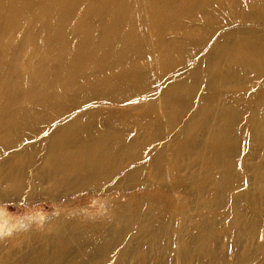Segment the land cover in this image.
Listing matches in <instances>:
<instances>
[{"label": "rangeland", "instance_id": "374dc122", "mask_svg": "<svg viewBox=\"0 0 264 264\" xmlns=\"http://www.w3.org/2000/svg\"><path fill=\"white\" fill-rule=\"evenodd\" d=\"M152 1L132 2L139 6V14L129 18L132 35L139 41H134L128 55L139 62L149 58L154 64L146 72L140 71L139 80L107 88L103 95L110 100L106 101L93 98V90L76 92L16 133H0V264L20 259L29 264L33 257L59 264L61 256L65 262L60 264H264V210L252 214L246 201L251 165L262 161L258 157L264 153V144L255 138L257 130L264 128V69L255 78L256 74L247 71L248 76L245 69L237 67L232 73V66L217 65L221 46L255 25L235 19L236 12L243 13L245 7H232V0H227L215 14L217 21L198 22L186 37L189 27L184 21L174 27L164 25L160 18L166 8L150 12ZM230 29L241 30L240 35H228ZM215 31L219 36L208 43L216 45L210 46L211 57H207L200 51L206 36ZM174 40L186 46L184 49L192 45L199 55L182 49L165 58V46ZM198 57L206 59L205 66H196ZM224 72L231 75L229 80ZM6 98L4 93L0 100ZM85 100L90 103L80 107ZM77 106L80 108L67 113ZM64 123L69 127L77 124L81 133L89 130L129 140V147L114 160L101 163L49 160L57 143L53 131L66 126ZM216 128L219 130H212ZM213 138H220L219 144L208 147ZM236 211L241 212L237 223Z\"/></svg>", "mask_w": 264, "mask_h": 264}, {"label": "bare ground", "instance_id": "6f19581e", "mask_svg": "<svg viewBox=\"0 0 264 264\" xmlns=\"http://www.w3.org/2000/svg\"><path fill=\"white\" fill-rule=\"evenodd\" d=\"M226 1L227 0H154V1H152L153 7L150 10V12L157 11V9L160 7H165L166 9L162 12L161 18H160V19H163L164 25H169V26L174 27V26L178 25L180 22L184 21V24L186 25V27H189L188 30H185L184 34L186 35V37H188V36L190 37V35L192 33L190 27L198 24V22L203 21L204 23L205 22L207 23V22L215 21V19L217 21L215 14L218 10L223 9L224 3ZM132 2L137 3V0H14V1L13 0H0V89H1L0 90V98L4 95V93H5V96L7 97L3 101L0 100V103H3L2 109L0 110V133L3 136L7 135V134H12L13 132L16 133L15 131L19 127H23L25 124L33 121L35 118H38L45 109L51 108L52 105L54 107L55 104H58L59 102L61 105L62 102L67 101L70 97H72V95L74 96V94L76 92H87V91L93 90L92 92L95 93V97H93V98H96L97 100H101V101L110 100V97L103 95L104 93L108 92V90H106L107 88H109V87L115 88L117 86L121 87V85L123 86L124 84H128L130 82H134L136 80H139L140 71H145V70H147L148 67H150L151 65H154L152 63L153 60H151L149 58H148V60H146V58L144 57L142 62H139V61L131 58V55H128L129 50L135 46L133 44L134 41H135V43H137L139 41L138 38L135 37V35H134V37L132 35V28L130 27V26H132V24L129 25L130 24L129 18L132 15H133V18H135V16L137 14H139L138 13L139 6L136 4H133ZM231 3H232V7H234L233 5H235L236 7H238V6H243L242 8L245 7V10H243L244 12L242 11L243 13L236 12V14L233 16L235 19H238L240 21H245V22L250 21L251 23H254L255 26L252 29L249 28V29L242 31V32H244L242 34V36H239L240 35L239 32L241 31L240 30L241 27H239L240 31H238V32L236 30L238 27L237 28L235 27L236 31L230 29L231 31L228 32V35L234 34V35H237L239 37L235 40H232V43H230V41H231L230 40L229 43H226V46H223V48L221 46V49H223V50H221V49L219 50V53H218L219 56L217 57V63H218L217 65H219V66L225 65L227 67V69H230L229 67L232 66V73L234 71H237L238 70L237 67H239L241 69H245V73H247V71L253 72L254 75L256 74L255 78H259L261 75V72H263V69H264V0H247V1L241 0V2H239V0H232ZM226 4H227V2H226ZM248 9H250V10L248 11ZM147 11H148V9H147ZM246 11H248V12H246ZM239 12H241V11H239ZM146 14H147V12H146ZM131 19H132V17H131ZM168 22H169V24H167ZM220 22H221V20L218 21L219 24H220ZM198 25H196V27H198ZM220 25L222 27V24H220ZM200 26L202 27V25H200ZM201 27H200V29H201ZM222 29H224V28H222ZM242 29H244V28H242ZM173 31H179V30L177 28H173ZM220 32L221 31H219V34H220ZM199 33L202 34V33H204V31L203 32L199 31ZM217 33L218 32L215 31L213 34L206 36V42H205L204 46L202 47V51H200V52H203L204 55L206 53L207 57H211L210 51H209L211 49L210 46L216 45L215 43L213 45H208V43L211 42V40H213L214 36L216 38ZM201 34H200V36H201ZM153 35H155V34H153ZM195 35H196V32H195ZM173 36L174 35H172V37ZM217 36H219V35H217ZM222 36H223V34H222ZM191 37H193V36H191ZM231 38L233 39L234 36ZM185 40H187V39H185ZM219 41L224 42L222 40H219ZM219 41H217L216 43H218ZM154 42H155V40H154ZM164 42H166V41L164 40ZM214 42H215V40H214ZM221 42H220V44L219 43L218 44L219 45L225 44V43H221ZM191 43H193V42H191ZM212 43H213V41H212ZM130 44H133V46L130 47L129 46ZM195 45H197V44H195ZM165 47H167L166 48L167 52L164 53L165 58L168 57L169 53H172L173 51L177 52L178 50H182V49L187 50V52L190 51V53L196 52V51L193 52L194 49H193L192 45H191V47H188V49H184L186 46L184 47L182 45V43L179 42V40L171 41L168 44V46H165ZM161 48H162V46H161ZM144 50H145V48H144ZM180 52H182V51H180ZM156 53H158V51ZM199 53L196 52L195 56L199 55ZM132 56H134V55H132ZM191 56H192V54H191ZM213 56L214 55H212V57ZM194 57H192V58H194ZM200 57H202V56H200ZM198 59H199V57L197 58V62H195V64H197L196 66H200V67L205 66L204 64H202V62H204L206 59L205 58H200L199 60ZM165 61H167V60H165ZM157 63H160V62H157ZM161 63H163V61ZM209 63H210V61H209ZM159 66H160V64H159ZM184 66H186V65H184ZM193 66H194V64H193ZM242 66H243V68H242ZM182 68H185V67H182ZM207 68H208V66H207ZM187 69H189V68L187 67ZM190 69H192V67ZM221 69H222V67H221ZM194 71H195V69H194ZM159 72H161V71H159ZM172 73H174V72H172ZM224 73H226V72H224ZM169 74H171V73H169ZM184 74H186V71ZM196 74L197 73L195 72L194 76H196ZM227 74L228 73H226L225 75H226V78L229 80V77H231V75L228 76L229 74L228 75ZM234 74H236V73H234ZM241 74H244V72H242ZM152 75H153V73H152ZM248 76H249V74H248ZM175 77H176V75H175ZM153 79H154V77H153ZM178 79H179V77H178ZM222 81H224V80H222ZM223 84H225V83H223ZM232 84H230V85H232ZM154 87H156V86H154ZM185 87H187V86H185ZM164 88H165V86H164ZM21 89H23L24 91L20 92ZM178 89L180 90V87ZM100 90H102V91H100ZM10 92H12V93H10ZM9 93H10V95H9ZM171 93H172V91H171ZM173 94L177 95V92L173 93ZM87 98H89V97H87ZM118 101H120V100H118ZM120 102H122V101H120ZM87 103H90V102L85 100L79 106L81 107ZM194 103H196V102H194ZM226 105H228V104L226 103ZM79 106H77L73 109L71 108V110L68 111L67 113L70 114V113L74 112V110L76 108H78ZM253 110H255V109L253 108ZM218 112H219V110H218ZM131 113L133 114V111ZM244 113H246V112H244ZM68 116L69 115H66V117H68ZM251 116H252V114L250 115V117ZM257 117L258 116H256V118ZM54 118L56 119V117H54ZM247 120H249V119H247ZM250 120H252V119H250ZM259 120H257V122H259ZM184 121H186V120H184ZM65 122H66V120H65ZM189 122H191V121H189ZM238 122H239V120H238ZM183 124H184V122H183ZM187 124H189V123H187ZM94 125H95V123H94ZM221 125H223V123ZM181 126H182V124H181ZM214 126L215 125H212L210 127H214ZM217 126H218V123H217ZM256 126H257V124H256ZM76 127H77V124H72V125H70V127L66 125V126H63L59 129H56V130L53 129L54 131L52 130L53 131L52 138H56L55 140L57 141V143L55 144L56 148H54V147L52 148V153L50 155L49 160H55L57 162L63 161V160H68V161H74L75 160V161H78L81 163H86V162L87 163H90V162L101 163L102 161L107 162V161L114 160L116 158V155L120 151L125 149L129 145V142H130L129 140L122 139V138L113 139L108 134H105V133L89 132V130H86L85 132L81 133V132H79L80 130H77ZM204 127H207V124L204 125ZM68 128H70V131H72V132L69 131L70 133H66V130ZM185 128H187V127H185ZM256 128H258V127H256ZM176 129L178 130V128H176ZM220 129H222V128H220ZM244 129H245V127H244ZM212 130L215 131V130H219V129L216 128V129H212ZM49 131H48V133H49ZM257 133L258 134L254 133L255 138L257 137V139L260 140L262 142V144H264V128L262 130H257ZM136 134H135V138H136ZM240 134H242V133H240ZM14 139L15 138H13V140ZM19 140H21V138ZM219 140H220V138L217 140H215L214 138L211 139L210 142L207 143L208 147H210L211 145L213 146V145L219 144ZM7 141H9V139ZM241 142H243V141H241ZM15 143H16V141H15ZM19 144L16 145V147H18ZM233 146H235V145H233ZM13 147L11 148V150L14 149ZM62 147H63V149H60ZM64 147H66V149H64ZM235 147H233V148H235ZM251 147H250V149H251ZM257 147H258V145H257ZM253 149L254 148H252V150ZM238 152H239V148H238ZM249 155H250V153H249ZM258 158H263V160L260 162L256 161L257 162V163L255 162L256 164L254 163L253 166L251 165L250 171H252V181H248V184L250 185V189L248 190V196L246 198L247 204L250 205L255 210L254 211L251 208L252 211H250V213L255 214V215H258V213H261L264 210V153L261 156H259ZM254 160H255V158H254ZM221 169H223V168H221ZM224 174H226V173H224ZM221 175H223V174H221ZM220 192H222V191H220ZM238 195H239V193H238ZM235 199L237 200V198H235ZM239 202H241V201H239ZM236 205H237V201H236ZM245 210H246V208H245ZM240 213H241L240 211L235 212L236 223H237V220L240 219ZM262 229L263 230H262L261 236L264 239V227ZM132 236H130V237H132ZM132 240H133V237H132ZM81 241H82V239H81ZM262 242L264 243V241H262ZM85 246H87V244ZM37 247H40V246H37ZM83 248H84V246H83ZM18 252H20V251L17 250V253ZM63 252H65V251H63ZM75 252L76 251H74V253ZM13 254L15 257L16 254L15 253H13ZM80 254H84V253L80 252ZM84 255H86V254H84ZM70 256H71V254H70ZM76 258H78V256ZM27 260H28V258H27ZM47 262H49V260L40 261V260L36 259V257H33L32 262H30L29 264H48ZM64 262L65 261H63L62 256H61L58 259V263L60 264V263H64ZM14 264H24L23 259L16 261Z\"/></svg>", "mask_w": 264, "mask_h": 264}]
</instances>
